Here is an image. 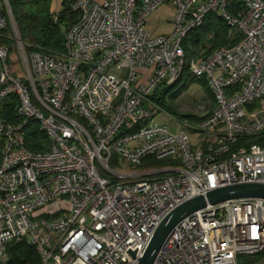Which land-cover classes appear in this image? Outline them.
Returning a JSON list of instances; mask_svg holds the SVG:
<instances>
[{
	"label": "built area",
	"instance_id": "2783aa9c",
	"mask_svg": "<svg viewBox=\"0 0 264 264\" xmlns=\"http://www.w3.org/2000/svg\"><path fill=\"white\" fill-rule=\"evenodd\" d=\"M241 1L230 14V0H74L66 52L50 57L25 49L0 0V40L17 44L23 65L14 75L12 49L0 44V104L15 96L21 119H0V264L7 244L22 241L40 264H137L179 205L228 185H264V148L239 144L264 134V0ZM163 4L175 9L174 30L151 35L146 17ZM209 14L241 38L206 57L187 54L183 41ZM184 75L206 81L215 107L171 132L152 96ZM31 119L49 138L43 153L25 147ZM188 130L203 134L200 146ZM147 158L175 165L141 168ZM261 253L264 199H239L181 220L154 264H238Z\"/></svg>",
	"mask_w": 264,
	"mask_h": 264
},
{
	"label": "trees",
	"instance_id": "16d2710c",
	"mask_svg": "<svg viewBox=\"0 0 264 264\" xmlns=\"http://www.w3.org/2000/svg\"><path fill=\"white\" fill-rule=\"evenodd\" d=\"M11 14L14 20L18 36L22 44L26 45L27 51H38L43 55L50 57H58L66 52L65 33L66 30L77 22L78 14L72 10L74 0H64L61 9L55 14L51 11L52 0H7ZM241 0H230L229 13L235 14L237 10L243 9ZM56 17V21L54 20ZM9 31V28L7 29ZM211 36L207 41L206 37ZM241 36L233 39L229 38V27L225 22L215 14L206 16L200 28L189 32L183 41V47L187 54L206 57L215 49L222 46H230L236 43ZM207 42L210 47L200 55V52L205 49L204 42ZM0 44H5L8 47L9 43L6 40H0ZM188 47L192 50H188ZM184 81L179 89H185L189 84L199 82L208 96L211 110L215 107V100L211 90L209 89L204 79H188L184 75L179 82L170 88L163 89L161 99H156V94L152 96L165 111L172 115H178L175 106L172 102L178 97L177 92H171L174 87ZM167 96L168 102H164ZM17 99L15 96H8L0 104V119L8 123L16 124L20 122V118L16 115ZM210 114V113H208ZM189 120L197 121L193 116H187ZM199 120V119H198ZM25 147L33 153H43L47 151L49 146V138L46 133L41 130L38 124L33 120H29L23 128ZM257 144L264 148V134L244 138L239 141V144ZM174 162L170 159L155 161L153 158L144 160L141 168L154 165L158 168H166L173 165ZM175 165V164H174ZM264 260V253L252 257H239L238 264H257ZM4 264H40L38 252L33 246L25 242H10L6 246V260Z\"/></svg>",
	"mask_w": 264,
	"mask_h": 264
},
{
	"label": "rangeland",
	"instance_id": "374dc122",
	"mask_svg": "<svg viewBox=\"0 0 264 264\" xmlns=\"http://www.w3.org/2000/svg\"><path fill=\"white\" fill-rule=\"evenodd\" d=\"M175 16V9L170 4H163L159 6L157 9L152 11L146 17L145 23V30L151 35H169L173 32V19ZM211 36L206 37V41ZM234 37H238V35L230 34L229 38L233 39ZM204 42L205 49L200 52V55L204 53L207 49H209L210 45L207 42ZM9 46L12 49L11 52V59H10V66L11 70L13 71L14 75H22L23 69L21 68L22 65V58L20 51L18 49L17 44L13 41H9ZM24 45V44H23ZM26 46V45H24ZM198 56V55H196ZM23 66V65H22ZM1 79V77H0ZM184 83L181 81L177 87H174L171 92H179L178 97L172 102L171 105L175 106L178 115H172L165 111L161 106V110L163 112H159L158 116L156 117V121L165 126L171 132H176L178 129L181 128L179 121L181 120H188L189 117L193 116L196 120L202 118L203 115L211 113L214 109L210 107V101L207 95L199 82L189 84L185 89H179L180 86ZM162 88H160L156 94V99H161ZM164 102H168L167 96L164 98ZM173 117V118H170ZM193 121V120H190ZM188 137L190 141V146L195 147L197 145L200 146L202 143L203 134L199 132H194L192 130H188ZM112 168H115L114 165H110ZM124 169H131V170H141L139 167L134 165L133 163H125Z\"/></svg>",
	"mask_w": 264,
	"mask_h": 264
},
{
	"label": "water",
	"instance_id": "95a60500",
	"mask_svg": "<svg viewBox=\"0 0 264 264\" xmlns=\"http://www.w3.org/2000/svg\"><path fill=\"white\" fill-rule=\"evenodd\" d=\"M239 199H264L263 184H236L220 187L207 192L205 195L194 197L171 211L155 229L142 257L137 264H154L165 241L174 227L184 218L204 209L208 205ZM135 258L134 253H130Z\"/></svg>",
	"mask_w": 264,
	"mask_h": 264
},
{
	"label": "crops",
	"instance_id": "0c3cea01",
	"mask_svg": "<svg viewBox=\"0 0 264 264\" xmlns=\"http://www.w3.org/2000/svg\"><path fill=\"white\" fill-rule=\"evenodd\" d=\"M63 1L64 0H52L51 11L56 14L61 9Z\"/></svg>",
	"mask_w": 264,
	"mask_h": 264
}]
</instances>
